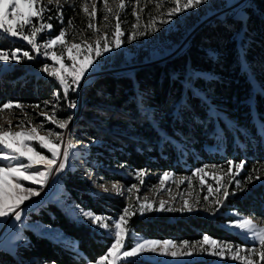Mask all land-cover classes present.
<instances>
[{
  "label": "trees",
  "instance_id": "16d2710c",
  "mask_svg": "<svg viewBox=\"0 0 264 264\" xmlns=\"http://www.w3.org/2000/svg\"><path fill=\"white\" fill-rule=\"evenodd\" d=\"M81 2L70 4L75 10L68 2L64 4V25L71 19L79 34L87 37L89 18L81 15ZM125 2L122 40H126L136 23L132 15L135 0ZM154 2L140 0V7L145 9L140 13L141 28L156 13ZM215 6L220 9L224 5ZM97 7L95 23L103 26L106 21L101 0H97ZM243 12L244 20L227 13L222 21L215 20L199 30L176 57L138 68L129 75L100 77L85 88L84 110L74 136L89 146L80 147L82 161L103 177L100 183L119 181L127 187L136 184V180L118 172L122 169L119 164L126 165L122 170L132 175L140 169L153 174H184L205 164L244 160L247 173L254 166L264 172V95L254 89L248 73L260 85L264 84V0H251ZM49 14L54 16L55 10ZM204 14L198 7L183 22H177L168 35L161 29L163 46L178 44ZM55 22L51 21L57 34L61 25ZM144 39L140 36L131 43H122L123 49L142 48ZM13 48L28 50L19 42L0 38V49ZM146 56V52L140 51L135 60L142 62ZM122 64H128V60L118 57L100 69ZM35 67L42 68V63L36 62ZM54 91L61 95L57 116L67 118L70 111L62 99L60 86L53 80L29 73L22 63L0 73V105L13 101L44 107V101L54 100ZM70 97L76 100L74 93ZM61 182L66 203L114 218L124 208L119 197H90L92 183L80 168L67 171ZM262 187L250 198L234 199L232 207L243 215L264 218ZM27 218L29 222L60 230L68 242H54L25 229V243L17 245L14 254L0 251V264H92L107 253L113 242L112 238L95 233L89 225L70 219L54 203L41 205ZM229 220L221 216L213 220L203 217L142 220L135 214L129 223L135 233L147 239L193 243L207 234L217 241L237 244L240 239L221 226Z\"/></svg>",
  "mask_w": 264,
  "mask_h": 264
},
{
  "label": "snow or ice",
  "instance_id": "6c2138e0",
  "mask_svg": "<svg viewBox=\"0 0 264 264\" xmlns=\"http://www.w3.org/2000/svg\"><path fill=\"white\" fill-rule=\"evenodd\" d=\"M208 2L209 0H155L156 15L150 16L148 23L141 28L140 13H143L145 9L140 7V0H135L136 7L133 8L132 15L136 18V23L132 24L126 40H122L121 38L125 36L122 25L126 23L122 19V14L127 7L125 0H111V2L103 0L104 21L116 19L114 27L110 23H105L103 28L106 31L103 32L95 23L98 10L97 0H91L90 12L89 2L84 0L81 10L89 18L85 29V31L91 32L89 37H81L71 19L68 20L66 26L64 25L63 6L67 0H47V4L42 3V0H0V38L24 41L30 46L31 52L36 53V56H33L29 51H23L22 48L0 49V62H4L0 64V70L6 69L9 61L20 63L21 55L29 61L42 55L46 60L59 63L63 61L65 53H69L68 59L72 63L67 68L63 63L58 69L55 63L49 65L45 62L41 71L58 82L63 91L62 99L67 108L75 109L77 101L70 97V93H78L82 79L86 81L88 76L99 69L103 61L98 58L110 59L111 53L115 49H120L122 43H131L140 36L150 35L157 31V21H159V27H162L187 10L196 9ZM147 3H153V0H147ZM111 4H115L116 7L113 8ZM49 5L52 8H49ZM69 7H73V5H69ZM53 8L55 9L54 16L49 14ZM73 10H75L74 7ZM53 19L61 24L59 33L55 36L51 35L54 25L50 21ZM70 32L73 33L72 39L67 40ZM45 33L48 35L41 43L39 38ZM93 37L95 38L93 43L86 42L92 40ZM54 48L61 50L59 52L52 51ZM77 57L81 58V63L77 62ZM262 94H264V89H262ZM53 97V101H44L43 108L39 104L25 106L20 102L13 101H7L0 105V119L5 113L11 117L16 110L24 113V119L15 125L20 131L12 130L11 118L7 128L0 125V226H8L10 231L15 233L5 238L8 244L21 239L20 231L29 226L26 222L24 209L21 207L25 201L39 196L49 182L59 183L61 174L69 170L75 171V165L70 164V161L84 159L83 154L78 150V142H73L70 134L66 131L73 115L69 114L64 119L58 118L56 111L61 101L60 92L54 91ZM49 105L53 110L51 115L44 110ZM26 107H31L33 110L39 109L37 115H43L45 121L54 124L62 131L47 129L43 122L34 125L33 118L25 112ZM31 141H37L41 148H46L51 153V156L40 153ZM81 146L84 149L89 147L87 144ZM246 164L247 162L244 160L240 162L228 160L226 167L205 164L194 169L191 176L179 179H173L175 174L172 172L162 173L159 177V186L169 193L171 189L165 188L166 179H172L177 188L185 181L187 182V195L194 197V203L184 199L181 194L180 198L183 203L179 208L165 200H160L159 205L154 207L153 202L147 196L141 198L138 195L140 191L138 185L133 184L126 187L119 182L100 183L99 181L103 180V177L89 169L86 171V176L92 180L93 187L105 195L114 193L117 196H124L127 193L129 200L135 191L137 193L136 203L135 205L130 203L124 207L118 218L99 215L92 210H85L79 205L70 208V214L77 221L83 217L92 225L106 230L109 236L114 237V242L108 248L107 253L100 257L95 264H140L147 254L179 258L177 264H197L196 257L203 254L219 257L220 260L230 259L239 262V264H264V218H254L236 210L232 211L231 215L234 219L229 221V226L237 230V234L242 236L245 241L251 242L247 247L228 241H217L207 234L203 235L202 240L193 243L147 239L135 233L129 223L137 212L141 215L145 212L191 213L195 209H200L210 215H215L226 205L229 197L236 195L239 191H246L247 185L254 179H261V169L255 166L243 180L236 179L242 171H246ZM38 165H43V168H39ZM118 167L123 169L126 165L119 164ZM146 175H148L146 169L134 172V178L140 184L145 182ZM194 177L199 180L201 186L205 185V177H210L215 181V186L208 184L207 195L201 198L200 193L196 191ZM25 180L39 185V188L25 186L22 183ZM231 184H235V189H230ZM171 199L175 200V197H171ZM204 204L207 206L205 207ZM126 238L132 241L131 244L126 242ZM44 264H48V262H44ZM155 264H172V261H155Z\"/></svg>",
  "mask_w": 264,
  "mask_h": 264
},
{
  "label": "rangeland",
  "instance_id": "374dc122",
  "mask_svg": "<svg viewBox=\"0 0 264 264\" xmlns=\"http://www.w3.org/2000/svg\"><path fill=\"white\" fill-rule=\"evenodd\" d=\"M75 1H77V0H67V2L69 3L68 6L70 4H72V3H74ZM230 1L231 0H209V2L207 4L201 5L200 9H203V11L205 12V14L203 16L211 17L212 15H217L218 20H221V21L226 17L227 13H229L230 16H232L234 18H239L241 20H244L245 19V14L243 12V9H245L246 7L250 6V1L251 0H239L237 3L232 4V5L230 4ZM83 2H84V0H83ZM83 2H81V4ZM88 2H89V12H90L91 11V0H88ZM42 3L47 4V0H42ZM153 5H155V4H153ZM215 5H224V6L222 8H220V9H218V8H216ZM64 6H66V5H64ZM111 6L113 8L116 7L115 4H111ZM79 7L81 9V6H79ZM103 7H104L103 0H101V11L104 13ZM49 8H52V6L49 5ZM226 8H228V9L225 10ZM97 9H98V7H97ZM195 10L196 9L187 10L184 14L178 15L177 17L174 18V20L172 22H170L169 24H165L162 27H159V21H157L158 30L155 31V32H152L150 35H145L144 36L145 39L143 41L142 48H139V47L136 46V47H134L133 50L129 49L128 50L129 52H128L127 50H124L123 46L121 45L120 49H115L113 51V53H111V58L110 59L104 60V58H98L101 61H103L101 66L104 65L105 63L113 62L114 58L118 59V57H119L120 59H127L128 60V64H122L120 67H114V68L122 70L123 75H129L133 71L137 70L138 68L146 67V66H144V65H146V63H149V62H152V61H154L153 64L162 63L161 61H155V60H158L157 56H162L164 54V51L171 50L172 46L170 48H166V47L163 46V42L161 41V38L159 37L160 36L159 33H160L161 29H163L165 35H168L172 31H174L175 25H176L177 22H183L184 19L186 17H188L189 15H191V13L193 11H195ZM224 10H225V12H223ZM97 12H98V10H97ZM81 15H83L84 17H88L87 15H85V13L82 10H81ZM154 15H156V13ZM203 16H201L200 18H202ZM55 23L58 26L61 25L60 22L57 21V20H56ZM105 23H110L114 27L115 18L111 19L110 21H106ZM96 26L100 29L101 32L106 31V29H104L103 26H98V25H96ZM58 33L54 34V32H52L51 35L55 36V35H58ZM47 35L48 34L45 33L39 38L41 43L44 42V39H46ZM79 35L81 37H84V33H82V32H80ZM87 35H88L87 37L91 36V32L89 31ZM72 36H73V34H71V36H69V37L72 39ZM66 39L68 40V36H67ZM11 40L19 42V43L25 45L28 48L27 51H29L31 55L36 56V53H32L31 52L30 46L27 45L26 42L14 40V39H11ZM94 40H95V38L93 37L92 40H87L86 42L87 43H93ZM60 50H61L60 48L52 49V51H57V52H59ZM140 51L146 52L147 56L143 59L142 62H137L135 60V58H136L138 52L140 53ZM69 55H70L69 53H65L63 61H60L59 63H57L56 61H53V60H46V58L44 56H42V55L37 56V58L35 60H32V61L24 59L22 57V55H21V62L20 63L23 64L24 69L26 71H28L29 73H31V74H33L35 76L41 77V78L51 79L56 84H58V82L53 77H49L46 73L42 72L41 68L40 69L36 68L35 67V63L40 61L42 63V66H43V64L45 62H47L49 65L55 63L56 67L58 69L60 68V64L63 63L65 65V68H67L72 63V61L70 59H68ZM77 62L78 63L82 62L80 57H77ZM3 63L4 62H0V64H3ZM20 63H16L15 61H9L7 68L4 69V70H0V73L5 72V71H9L13 67L19 66ZM153 64H150V65H153ZM150 65H147V66H150ZM101 66L99 67V69L96 72L92 73L90 76H92V75H94L96 73L102 72L105 69H114L112 67L111 68L100 69ZM129 70H130V72L127 73ZM61 71H64V69H61ZM248 73H249L250 80L253 83L254 89H257V90H259L262 93V89H264V84L260 85L258 82H256L254 80V78L252 76V73L249 72V71H248ZM123 75H119V76H123ZM90 76H88V78ZM69 79H70V77H69ZM83 82H85V80L82 79L81 85L83 84ZM61 91H62V89H61ZM62 93H63V91H62ZM74 94L76 95L77 107L75 109H69L68 108L69 111H70V114L73 115V119L70 122L69 128L66 131L70 134L73 142H78V150L80 151V147L83 144V142H79L77 136H74L75 135L74 130H75L78 122H80V120L82 118V112L84 110V107H82V108L79 107L80 90H79L78 93H74ZM44 110L49 115H51L52 111H53L52 107L49 108V106L44 108ZM58 111H59V107H58V109L56 111V115H57ZM25 112L27 114H29L33 118V124L34 125H39L41 122H43L47 129H53V130H55L57 132L62 131L61 129L56 128L54 124L45 121L43 115H37V112H39V109L33 110L31 107H26L25 108ZM10 118H11V122H12V125H13V129L12 130L13 131H20L19 128L15 127V125L17 123H19V121L24 119V113L20 112L19 110H16L15 113H13L11 115V117L9 116L8 113H5L3 118L0 119V125H3L5 128H7L9 126L8 121H9ZM98 120L103 122L100 118H98ZM124 129H127V128L125 127ZM41 135H42V133H41ZM31 143L34 145L36 150H38L40 153L45 154V155H47L49 157L51 156V153H49L46 148H41L40 144L37 141H31ZM70 162L75 165V170L77 168H80L82 171H84V173L86 175V171L89 170V169L84 165V162L82 161V159H74V160H72ZM25 163H27V161H25ZM220 166H225L226 167L227 166V162L225 164H221ZM38 167L42 169L43 165H38ZM193 170H191V172H189V173L175 174L173 179H179L180 177H189V176L192 175V171ZM70 171H72V170H70ZM233 171H234V169H233ZM118 172L122 173L123 175H125L129 179L136 180L134 178V175L130 174L127 171H124L122 169H118ZM246 174H247L246 171H242L240 173V175L236 177V179L243 180L245 178ZM160 176H161V174H153L151 172H148V175H146L144 177V181L145 182L143 184H140V182L138 180H136V185H138V187L140 188V191H139L138 195L141 198L147 196L149 198V200H151L153 202V206L154 207H157L159 205L160 200H165L169 204H174L175 207L179 208V207H181V205L183 203V200L180 198L181 194H183V198L184 199H188L190 203H194V197H189L187 195L188 186H187V182L186 181H185L184 184L180 185L179 188H177L176 184L172 182V179H166L165 188L171 189V191L169 193L168 191H165L164 188H160V186H159V177ZM260 176H261L260 180H255L254 179L252 183L247 185V190L246 191H239V192H237L236 195L229 197L227 202H226V205L224 207H222L221 210L218 213H216L215 215H210L208 212H205V211L200 210V209H195L191 213L179 212V211H177V212H145L143 215H141L139 212H137L136 215H137L138 219H142V220L148 219V218H153V219H155V218H166L169 221H172V220L177 219V218H186V217H189V216H191V217H203V218H207V219L213 220L217 216H221V217H224V218H230L229 221H231V220L234 219V217L231 215V213H232L233 210H235L232 207V202L231 201H233L234 199L235 200H242L243 198L244 199H246L247 197L250 198L256 192L255 190L258 187H260V189H263L262 186H264V172L260 173ZM86 178H87L88 181H90L92 183L91 179H89L87 176H86ZM193 180H194V184L196 186V191H198L200 193L201 198L204 195H207V185L208 184H212L213 186H215V181L212 180L210 177H205V185L204 186H201L199 184V180L197 178L194 177ZM112 182H119V181H112ZM22 183L25 186H27V187L39 188V185H34V184L31 183V181H28V180L22 181ZM101 183H104V182H101ZM119 183L124 185L121 182H119ZM229 187H230V189H235V184H231ZM201 188L203 189L202 191L200 190ZM92 191L97 196L104 195V196H109V197H113V198L119 197V199L123 202L124 207L128 206L130 203L133 204V205H135V203H136L137 193H135V191L132 194L131 200L128 199V194L127 193H125L124 196H117L114 193H109V194L105 195L99 189L93 187V185H92ZM64 193L65 192H64L63 185H62L61 178H60L59 183L56 184L53 193L51 195H49L45 200H43V202L40 204V206L44 205L45 203H54L57 206H59L61 208V210L70 219L75 220L77 223H84L85 225H89L90 228L95 233L103 234L105 236H108V237L112 238V241L114 242V237L113 236H109V234H108V232L106 230L100 229V228L92 225L88 220H85L83 217H80L79 221H77L70 214V208L74 207V205L65 202V200L63 198ZM171 197H175V200L171 199ZM34 198L35 197H32L28 201H25V203H28V202L32 201ZM210 199H211V197H210ZM202 203H203V201H202ZM204 206L206 207L207 205L204 204ZM121 212H122V210H121ZM121 212H120V214H121ZM119 215L117 217H115V218H118ZM248 216H251V215H248ZM27 217H28V215L26 216V218ZM253 217L257 218L256 216H253ZM229 221H227L225 223H222L221 226L223 228H225L226 230H228V231L232 232L233 234H235L240 239V242L237 243V244L245 246V247L250 246L251 242L250 241H245L242 236L238 235L237 234V230H235V229H233L232 227L229 226ZM26 222H27V224L29 226L24 228L22 231H20L21 239L14 241L12 244H8L6 242V240H5V238L7 236L14 235L15 233L11 232V231H9L7 233H3L1 231V226H0V251L5 252V253H9V254H14V249L17 247V245L25 243L24 233H23V231L25 229L31 230L36 235L45 236V237L49 238L50 240H52L54 242H62V243H67L68 242V238L58 229L49 228V227L43 226L40 223L29 222L28 218L26 219ZM161 241H163V240H161ZM126 242L131 244L132 241L130 239L126 238ZM205 247H207V244H205ZM137 259H139V258H137ZM177 259H179V258H176V259L171 258V257L165 258V257L155 256V254H147V255H145L144 259L140 261V263L155 264V261H172V264H177ZM196 260H197V264L198 263H201V264H239V262L231 261L230 259L220 260L219 257H210V256H207L206 254H203L202 256H197ZM92 264H95V263H92Z\"/></svg>",
  "mask_w": 264,
  "mask_h": 264
},
{
  "label": "water",
  "instance_id": "95a60500",
  "mask_svg": "<svg viewBox=\"0 0 264 264\" xmlns=\"http://www.w3.org/2000/svg\"><path fill=\"white\" fill-rule=\"evenodd\" d=\"M228 8H226L225 10H227ZM225 10L223 12H225ZM215 20H218L217 15H212L211 17H202L200 18L194 26H192L188 31L186 36L181 39V41L178 44H174L171 48V50H166L164 51V54L162 56H157L158 60L155 61H161L162 63L165 62L166 60H169L173 57H176L178 55H180L182 52H184V50L188 47L191 39L194 37V35L201 30L202 28L212 24ZM154 61L146 63V65H150L153 64ZM130 70L127 72L129 73ZM119 75H123L122 70L114 68V69H105L102 72L96 73L92 76H90L85 82H83V84L80 87V101H79V107H84V103H83V97H84V90L85 88H87L89 85H91L96 79L103 77V76H119ZM70 171V170H69ZM64 174H61L60 178H62ZM43 202V201H42ZM41 202V203H42ZM40 206V204L38 206H36L34 209H32L30 213H33L38 207Z\"/></svg>",
  "mask_w": 264,
  "mask_h": 264
},
{
  "label": "bare ground",
  "instance_id": "6f19581e",
  "mask_svg": "<svg viewBox=\"0 0 264 264\" xmlns=\"http://www.w3.org/2000/svg\"><path fill=\"white\" fill-rule=\"evenodd\" d=\"M238 1L239 0H231L230 4L231 5L235 4ZM204 17H206V16H204ZM207 17H209V16H207ZM70 164H72V163L70 162ZM55 186H56V184L49 182V184L45 187L44 191H42L39 196H36L32 201L22 205L21 207H22V209H24V214L27 216L32 209H34L36 206L41 204V202L43 200H45L49 195H51L55 189ZM1 231L3 233H7L10 231V228L8 226H1Z\"/></svg>",
  "mask_w": 264,
  "mask_h": 264
},
{
  "label": "built area",
  "instance_id": "2783aa9c",
  "mask_svg": "<svg viewBox=\"0 0 264 264\" xmlns=\"http://www.w3.org/2000/svg\"><path fill=\"white\" fill-rule=\"evenodd\" d=\"M88 194H89L90 197H95V196H97V195H95V193H93L92 190H91ZM189 217H191V216H189Z\"/></svg>",
  "mask_w": 264,
  "mask_h": 264
}]
</instances>
